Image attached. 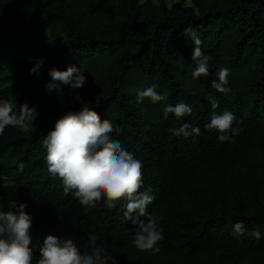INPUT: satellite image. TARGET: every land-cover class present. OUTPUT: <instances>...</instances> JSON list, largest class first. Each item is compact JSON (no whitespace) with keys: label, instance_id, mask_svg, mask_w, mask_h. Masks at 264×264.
<instances>
[{"label":"trees","instance_id":"16d2710c","mask_svg":"<svg viewBox=\"0 0 264 264\" xmlns=\"http://www.w3.org/2000/svg\"><path fill=\"white\" fill-rule=\"evenodd\" d=\"M196 4L197 12L178 3L169 8L164 1L157 7L139 0H0V48L30 42L49 28L60 27L64 34L39 75L29 72L35 61L15 63L19 70L7 76L14 82L0 86V98L11 101L19 94L18 110L38 95L43 101L78 93L82 98L72 111L88 103L120 128L117 140L142 163L140 191L150 189L153 201L147 211L158 218L163 234L159 251L150 253L199 264L196 259L212 251L216 259L200 264H264V176L252 192L230 187L226 202L222 191L209 185L225 179L240 162L264 158V0ZM185 29L202 40L209 57L207 76L193 77L194 45ZM70 65L81 69L84 86L61 85L62 95L49 92V69ZM221 68L229 70L226 93L212 87ZM3 70L0 62V75ZM153 84L166 99L138 103L136 90ZM179 102L189 105L191 114L165 118V106ZM213 111L234 114L232 128L239 133H229L230 142L205 128ZM183 124L199 127L200 134L173 135L170 129ZM54 125L36 122L27 133L6 127L0 135V177L12 182L4 188L0 179V210H8L12 200L26 204L32 216V264L49 233L72 239L82 253L89 251L85 246L94 235L110 260L141 264L146 251L134 246L137 229L125 219V201L110 208L102 198L94 206H81L72 193L63 195L62 181L48 172L42 140ZM237 223L243 224L241 235L235 233ZM254 231L260 239L251 235Z\"/></svg>","mask_w":264,"mask_h":264},{"label":"clouds","instance_id":"9594fccd","mask_svg":"<svg viewBox=\"0 0 264 264\" xmlns=\"http://www.w3.org/2000/svg\"><path fill=\"white\" fill-rule=\"evenodd\" d=\"M193 42L192 59L196 63L193 77L209 74V57L201 49L202 40L198 34L185 29ZM43 58H37L36 63L29 70L30 74L39 75L43 65ZM227 68L219 69L218 80L212 81V87L221 93L229 91L225 85L228 83ZM51 81L46 86L51 92L56 90L62 95L61 85L79 89L86 83V77L79 67L70 65L66 70L49 69ZM157 85L136 90V100L143 102L145 98L152 103L166 99V94L156 91ZM76 98L80 99L76 93ZM212 109L218 107L216 100L211 101ZM189 105L179 102L166 105L164 116L169 113L176 118L191 114ZM36 108L21 104L14 110V105L8 99L0 98V135L4 134L6 127H12L29 132L37 118ZM235 116L230 111L217 114L211 113L210 122L205 125L207 130H217L221 142H230L229 133L238 134L239 129H233ZM190 129V131H189ZM173 135L184 136L199 135V127L183 124L179 129H170ZM113 133L119 134L120 128L114 126L108 119L101 116L88 103H82L79 111L69 110L61 115L52 129L42 140L46 150L45 161L50 175L59 177L63 184V195H74L81 206L91 207L102 198L106 199L108 207H115L117 201H125L123 205L126 220L136 226L134 246L141 251H159L157 242L163 239V234L158 230V218L147 211V206L152 203L153 196L150 189L140 191L143 186V173L141 161L134 158L133 154L116 139ZM24 165H19L23 171ZM4 188L11 185L8 177H0ZM26 204L16 200L9 202L8 210H0V264H32V216L25 211ZM237 235L243 234V224L235 226ZM260 239L258 231L251 233ZM89 251L81 252L80 248L70 238H62L54 234H46L42 245L39 247L40 258L37 264H109V257L104 254V249L97 245L96 237L90 235L85 246Z\"/></svg>","mask_w":264,"mask_h":264},{"label":"rangeland","instance_id":"374dc122","mask_svg":"<svg viewBox=\"0 0 264 264\" xmlns=\"http://www.w3.org/2000/svg\"><path fill=\"white\" fill-rule=\"evenodd\" d=\"M146 1L153 2L157 7H159L162 1L170 8L174 4H181L184 7H189L198 11V6L196 0H139L140 3ZM92 23H89L91 25ZM64 34L60 27H55L53 29H45L39 33V35L30 42L18 43L16 45H10L0 48V62L4 67L1 73L0 86H8L13 84V80H8L7 76L16 73L19 69L16 67L15 63L21 61H35L37 58H43L44 63H50L55 55L57 48L63 43ZM19 94L12 97L11 101L14 107L17 105ZM80 99L82 95H79ZM76 96H61L55 99L45 98L43 101H39V95L27 102L29 107H35L37 110V118L34 122L48 121L54 122L61 115L69 110H72L75 104L80 100ZM33 126V125H32ZM31 126V127H32ZM30 127V128H31ZM113 139L117 140L116 134L113 133ZM257 159V158H256ZM264 176V158L250 161L244 163H239L233 170H231L225 179L221 181L213 180L209 182L211 189L219 188L222 191V199L226 202L229 198V190L232 186L245 187V191L252 192V190L261 184V179ZM220 183H223L220 185ZM216 259V253L209 251L201 254L196 261L200 264L202 262H208ZM109 264H122L109 259ZM141 264H194L190 261H179L167 255H154L150 251H146L143 256V261ZM236 264H245L243 262H238Z\"/></svg>","mask_w":264,"mask_h":264}]
</instances>
